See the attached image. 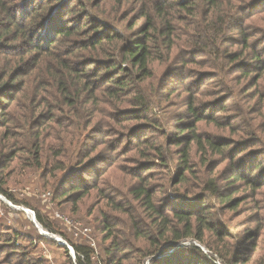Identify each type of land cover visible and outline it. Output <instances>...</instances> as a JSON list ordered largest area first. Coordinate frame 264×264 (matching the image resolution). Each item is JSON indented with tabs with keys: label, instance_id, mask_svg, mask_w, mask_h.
I'll return each mask as SVG.
<instances>
[{
	"label": "rangeland",
	"instance_id": "rangeland-1",
	"mask_svg": "<svg viewBox=\"0 0 264 264\" xmlns=\"http://www.w3.org/2000/svg\"><path fill=\"white\" fill-rule=\"evenodd\" d=\"M112 1L107 4V10L117 9L118 0ZM105 5V2H102L99 10L105 9ZM139 7L138 0H128L118 13V21H111L113 29L127 33L124 27L130 19L136 18L137 22L133 23L136 26L135 30L141 26L144 19L139 18ZM178 11L177 8H171L164 14L167 20L172 21L171 24L176 30L171 33L166 47L162 43L151 44L152 74L143 81L142 87H139L140 93L146 99V106L134 105L131 99L134 93L132 97L121 94L120 98L115 99L107 95L104 87L97 88L91 96V103L88 105L91 114L87 118L92 127L84 132V140L96 144L97 147L92 151L89 161L93 171L82 174L86 184V193L83 192L85 196L82 199L73 202V197L62 196L55 187L46 184L50 178L46 171H50L51 168L47 167L45 153L48 160H51L50 163L59 161L62 162L61 165L67 160L65 155L60 154L56 157L57 154L45 148L40 152L43 155L40 158L42 168H32L34 170L27 173L29 176L23 179L20 174L28 170L27 166L33 163L30 156L32 154L20 150L18 157L22 156L23 159H13L10 157L11 148L5 149L0 145L2 178L3 181L6 179L10 181L6 187L8 193L17 200L25 199L70 239L68 241L58 233L51 235L40 222H37L36 211L34 212L32 207L14 204L7 196L0 194V226L6 232L16 231L21 235L18 245L0 243V264H15L21 258V254L36 260L41 257L44 264H78L71 242L86 245L93 250L90 263L85 262L86 264H105L109 252L123 258V264H151V257L144 253L150 248L147 237L137 238L136 234H132L130 239L136 243L135 246L122 242L127 236L122 234L125 231L130 232L131 228V225L122 223L123 220L127 219L131 224L133 222L129 216L135 218L136 222L143 221L141 227L145 232L152 226L150 212L143 202L134 199L131 191L132 188L139 186L149 188L154 193L153 201L162 208L170 204L171 207L189 209L193 205L198 213L208 217L213 223L218 221L222 223L227 232L234 234L232 238L229 236L225 238L226 245L231 242L229 245L233 246L236 239L240 243L242 252L236 260L239 264H264V185L255 191L244 184L240 185L242 190L234 193L233 197L244 200L239 208L234 210L221 209L220 200L206 191L209 179L213 178L224 189L227 186L225 179L232 174L243 173L247 177L264 182V68L256 69V62H251L248 58L255 49L264 53V12L255 13L258 15L253 14L244 20L251 35L250 41L253 45L251 50L239 43L240 36L232 29L225 35L227 42L222 45V50L231 52L236 50L237 54L245 53V59L241 58L239 62L249 63L251 65L249 68H254L249 76L244 77L243 70H240L242 66L235 67V64L226 61L224 56L217 59V53L210 55L205 52L201 55L200 49L196 48L201 46L194 44L195 38L189 39L184 36L187 31L191 33V30L188 26L186 28L182 26ZM196 12L193 22H197L201 17L200 9ZM149 13L161 27L162 17L159 16L157 21L155 10H149ZM124 15L126 18L120 19ZM192 29L197 30L196 26H192ZM170 42L172 49L168 53ZM12 58L13 56L2 59L0 56V70L5 62ZM41 89V94L45 98L52 99L50 91L54 89L53 87ZM18 96L21 95L17 94L11 105L7 106L8 110L19 103ZM192 98L196 100L198 108H202L199 112L202 111L206 115L203 121L197 123V132L201 134L202 139L211 135L216 140L227 142L228 149L224 154L210 153L206 159L204 153L197 152L198 149L193 144L189 170L185 171L184 179L176 183L175 174L183 172L184 167L181 163L180 146L172 142L174 135L180 132L172 130V127L176 120H180L187 113L185 107L187 101ZM45 104L46 102L43 106ZM223 105L229 107L228 110L220 111ZM64 106L69 110L68 105ZM209 106L212 108L208 111L206 107ZM55 112L60 116L57 110ZM69 115L77 120L76 115ZM138 115H141V118ZM60 118L62 123H70L67 117ZM173 119L175 121L171 123ZM213 119L218 123L214 124ZM125 126L124 132L129 140L122 143L119 148H123L122 151L115 150L113 147L115 140H121ZM2 131L3 127L0 128V143ZM134 132L137 133L133 135ZM143 138L149 140L155 147L163 146L161 148L163 159L154 157L155 151L150 145L139 144ZM49 141L51 144L55 142L54 138H49ZM70 152L71 149L69 154ZM150 160H155L156 164H148ZM61 172L60 178L64 174L61 175ZM201 197L205 200L204 209L201 208ZM170 212V209H165L166 214ZM106 221L110 223L113 236L121 237L118 241L121 242L122 252L111 250V245L114 244L113 237H107L104 228ZM196 224L199 228L197 222ZM248 232L255 235L253 240H247ZM154 233L156 234V231ZM204 235L207 240L215 239V235L206 230ZM191 242L199 245L206 254L211 253L204 243ZM188 243H178L176 253L169 249L163 251L161 255L175 256L178 253L186 260V264H194V252L188 249L186 252L183 247ZM213 260L216 264H222L219 258Z\"/></svg>",
	"mask_w": 264,
	"mask_h": 264
},
{
	"label": "trees",
	"instance_id": "trees-1",
	"mask_svg": "<svg viewBox=\"0 0 264 264\" xmlns=\"http://www.w3.org/2000/svg\"><path fill=\"white\" fill-rule=\"evenodd\" d=\"M111 1L0 0V56L2 59L13 56L0 70V128L3 127L0 145L5 149L11 148L10 157L13 159H23L22 156L18 157L20 150L32 154L30 156L33 158V163L27 166L28 170L20 174L23 179L29 176L26 175L27 173L34 170L32 168H42L40 158L43 155L40 152L45 148L57 154L56 157L60 154L65 155L67 160L63 163L64 165H61L62 162L59 161L50 163L51 160H48V155L45 153L47 167L51 168L50 171L45 169L46 174H50V181L47 180L46 184L49 187H55L62 196L73 197V202L82 199L86 193V184L82 174L93 171L89 161L97 145L84 140V132L92 127L87 118L91 114L88 110L91 96L97 88L104 87L107 95L115 99L120 98L121 94L132 97L134 93L131 98L134 105L146 106V99L140 93L139 87L141 88L143 81L152 74L153 47L151 44L153 42L162 43L166 47L171 33L176 31L171 24L172 21L164 16L167 11L171 8L179 10L180 15H178L182 26L184 28L188 26L191 30V33L187 31L184 36L189 39L195 38L194 44L201 46L196 47L200 49L201 55L205 52L210 55L217 53V59L224 56L226 61L234 63L235 67L242 66L240 70H243L244 77L249 76L254 68H249L251 67L249 63L239 62L241 58L245 59V53L237 54L236 50L232 52L222 50V45L227 42L225 35L232 29L240 36L239 43L251 50L253 47L250 41L251 35L244 20L253 14L258 15L255 13L264 12V0H203V2L201 0H138L139 18L144 19V22L135 30L136 26L133 23L137 22L138 18L130 19L124 27L127 33H124L115 31L111 21H118V13L128 0H118L117 9H119L114 11L107 10V4ZM102 2L106 4L105 9L99 10ZM198 9H200L201 17L197 22H193L192 19H195ZM149 10H155L157 21L159 16L163 18H160L161 27L156 24ZM125 18L124 15L120 19ZM192 26H196L197 30L194 31ZM171 49L172 43L170 42L168 53ZM248 58L251 62H256V69L264 68V53L255 49ZM237 63L239 65H236ZM42 87L54 88L50 91L52 99L45 98L41 94ZM17 94L21 95L18 96L19 103L8 110L7 106L11 105ZM64 104L68 105L69 110ZM198 107L196 100L192 98L187 101L185 107L187 113L180 120L171 121V123L175 121L172 130L180 132L174 135L172 142L180 146L181 163L184 167L183 172L175 174L176 183L181 182L185 171L189 170L188 164L193 144L196 145L197 152L204 153L206 159L210 153L224 154L228 149L227 142L216 140L211 135L202 139L201 134L197 132V123L206 118L202 111L199 112L202 108ZM206 108L209 111L212 107ZM228 108L223 105L220 111L228 110ZM55 110L60 116L67 117L70 123H62L60 116L55 114L57 113ZM69 114L76 115L77 120L72 119ZM140 116L138 115L139 118ZM191 118L194 119L191 120ZM212 121L214 124L218 123L216 119ZM37 125L40 127L37 128ZM125 129L126 126L121 133L123 134L121 140H115L113 145L115 150H118L125 140H129L124 132ZM136 133L134 132L133 135ZM49 138H54L55 142L51 144ZM145 139L143 138L139 144L150 145L155 151L154 157L163 159L161 155L163 146L155 147ZM70 149L72 153L69 154ZM2 163L0 160V194L7 196L14 204L32 207L34 212L36 211L37 222H40L51 235L58 233L64 236L33 205L25 199L17 200L8 193L6 187L10 181L9 179L3 181ZM148 164L156 163L155 160H150ZM232 167L235 168V166ZM60 171H62L61 175L64 173L61 178ZM66 179L68 181H65ZM225 182L227 186L224 189L213 178L209 179L206 184V191L220 200V208L224 210L237 209L243 202L244 199L233 197L234 193L242 190L240 185L244 184L247 188L254 189L253 191L264 185L261 180L247 177L243 173L232 174L225 179ZM131 191L134 199L143 202L150 212L152 226L149 227V231L145 232V229L141 227L143 221L136 222L135 218L129 216L133 222L131 224L129 220H123L122 223L131 225V228L130 232L125 231L122 234V236L127 235L122 242L135 246L136 243L130 239L132 234H136L137 238L147 237L150 248L144 253L151 257V264H186V260L178 253L175 256L161 254L169 249L176 253L178 243L187 242L189 243L184 244L183 247L186 252L187 249L194 252V264H216L213 259L218 258L222 264H239L236 260L242 252L240 243L236 239L233 246L230 247L231 242L226 245L225 238L227 236L232 238L234 234L227 232L222 223L219 221L213 223L211 219L198 213L193 205L189 209L171 207L170 204L162 208L160 204L153 201L154 193L145 186L132 188ZM200 201H202L201 208L204 209L206 207L204 198L201 197ZM165 209H170V214H166ZM106 222L104 228L107 237H113L114 244L111 245V250L122 252L121 242L118 241L121 237L115 238L109 221ZM205 230L215 235V239L207 240L204 235ZM247 234V240H253L255 235L251 232ZM20 238L21 235L16 231L6 232L0 226L2 245H18ZM66 239L70 241L69 238ZM191 241L204 243L211 255L206 254L199 245ZM71 245L75 250L78 264L90 263L92 249L74 242H71ZM64 249L66 253L69 252L66 247ZM108 254L105 264H123V258L112 255L110 252ZM214 254L215 257H213ZM22 255L15 264H44L41 257L37 261L32 257L27 258Z\"/></svg>",
	"mask_w": 264,
	"mask_h": 264
},
{
	"label": "built area",
	"instance_id": "built-area-1",
	"mask_svg": "<svg viewBox=\"0 0 264 264\" xmlns=\"http://www.w3.org/2000/svg\"><path fill=\"white\" fill-rule=\"evenodd\" d=\"M58 240H60L61 242H63V240L62 239H60V238H58ZM74 253V252H73Z\"/></svg>",
	"mask_w": 264,
	"mask_h": 264
}]
</instances>
